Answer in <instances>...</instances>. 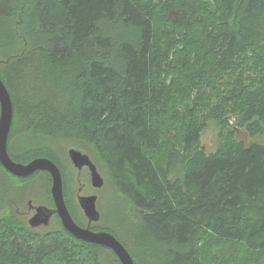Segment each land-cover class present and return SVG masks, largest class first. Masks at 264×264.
<instances>
[{
	"label": "trees",
	"instance_id": "trees-1",
	"mask_svg": "<svg viewBox=\"0 0 264 264\" xmlns=\"http://www.w3.org/2000/svg\"><path fill=\"white\" fill-rule=\"evenodd\" d=\"M0 46L9 155L16 127L102 162L114 190L101 227L135 264H264V144L237 137L264 135V0H0ZM0 177L15 179L1 164ZM5 205L0 264H120Z\"/></svg>",
	"mask_w": 264,
	"mask_h": 264
},
{
	"label": "water",
	"instance_id": "water-1",
	"mask_svg": "<svg viewBox=\"0 0 264 264\" xmlns=\"http://www.w3.org/2000/svg\"><path fill=\"white\" fill-rule=\"evenodd\" d=\"M13 119V102L4 81L0 77V164L10 173L17 177H27L36 171H47L51 176L50 194L54 207L40 205L36 207V212L29 218V225L36 227L41 224L47 225L52 214L58 215L62 227L75 238L104 246L110 249L120 264H135L130 252L125 245L110 231H93L90 228L91 221H98L100 215L96 209V195H79L78 202L88 218L85 227L78 225L72 218L63 194V180L59 167L54 161L45 156H38L27 162L14 160L8 153V136ZM71 163L78 169L86 165L91 174V183L95 187H101L104 179L99 173L95 163L88 154L75 148L68 150Z\"/></svg>",
	"mask_w": 264,
	"mask_h": 264
},
{
	"label": "rangeland",
	"instance_id": "rangeland-1",
	"mask_svg": "<svg viewBox=\"0 0 264 264\" xmlns=\"http://www.w3.org/2000/svg\"><path fill=\"white\" fill-rule=\"evenodd\" d=\"M110 32L123 39L129 38L132 35L129 30L121 29L118 26L111 27ZM8 50L10 49L0 46V58L3 57V53ZM18 129L19 128L16 127L12 128L11 140V145L16 146L15 150H21L20 155L19 157H17V159L20 162H27L34 157L45 156L54 161L59 167L63 177V194L65 197L66 205L69 208L72 216L76 220L78 218H81L78 209H76L77 203L75 204V201L73 199V197L75 198V193H73V187L78 186V184H81L84 187L87 186L86 188H88L89 182H87L85 176L86 174L84 173V171H82L81 174H78L69 159L68 150L70 148H75V146H70L66 142L57 141L56 143L60 144V148H63L57 151L53 144L51 145L44 141L40 142L37 140L34 141L31 145H29L27 144V142H24V137L23 135H21ZM216 134L217 128L214 123H209L208 126L201 133V144L207 153L213 152L216 148ZM237 137L239 139H244L247 142L254 140L264 144V135L260 137L250 138L243 131H238ZM51 146H53V148H51ZM98 162L99 166L96 165V167L99 173L102 175L104 179V185L106 186V189L104 188L105 186L103 187L105 190L103 189L101 197H99L100 199L98 200L99 208L102 212L103 219L101 223H103L104 225V223L106 224L110 220V212L112 209L110 202L112 200V197L109 198V196H111V194L109 193L112 192L114 189L110 184L111 180L109 178L108 170L102 162ZM7 179L0 177V201H4L6 204V208H9L10 211L14 212L17 207L19 208V210H23L24 208H26V201L28 198H32L35 202L45 203V198L43 196H37L40 193L36 194L33 192L35 190L34 188H37L36 190H39L40 192L42 191V188L44 190L46 184V176L44 174H34L33 176L25 178L18 177L14 180H11L7 177ZM48 182L50 185V181ZM85 190L87 191V189ZM46 197L50 198L49 192L48 195L46 194ZM49 200H51V198Z\"/></svg>",
	"mask_w": 264,
	"mask_h": 264
},
{
	"label": "flooded vegetation",
	"instance_id": "flooded-vegetation-1",
	"mask_svg": "<svg viewBox=\"0 0 264 264\" xmlns=\"http://www.w3.org/2000/svg\"><path fill=\"white\" fill-rule=\"evenodd\" d=\"M76 149V148H75ZM78 150V149H77ZM81 151V150H80ZM82 152V151H81ZM84 153V152H83ZM73 165V164H72ZM2 166V165H1ZM3 167V166H2ZM73 167L75 168V170L77 171L78 174H81L82 171H84V173L86 174V179H87V182L88 183V188L84 187L83 185L81 184H78V186H74L73 187V193H75V198L73 197L74 201H75V204L77 203V208L78 209V212H79V215L81 218H78L77 220L72 216L69 208V212L72 216V218L74 219V221L82 226V227H85L87 226L88 224V218L84 215L80 205H79V202H78V196L79 195H85V196H89V195H96L97 196V200H96V209L98 210L99 212V219L98 221H91L90 223V228L93 230V231H100V230H105V228H102L101 227V221H102V212L99 208V197H101V193L103 192V189L105 188L106 189V186L103 184L101 187H95L92 185L91 183V174H90V171L88 169V167L86 165H84L81 169H78L76 168L74 165ZM4 168V167H3ZM5 169V168H4ZM6 170V169H5ZM7 171V170H6ZM8 172V171H7ZM9 174H11L12 176H14L15 178H18L17 176L13 175L12 173L8 172ZM34 174H44L46 176V184H45V187H44V190L42 188V191L40 192L39 190H36L37 188H34L35 190L33 191L34 193L36 194H39L37 196H43L45 198V203H40V202H35L32 198H28L27 201H26V208H24L23 210H19V208L17 207L16 208V213H18L22 219L25 221L26 225L33 230L34 233H48L46 231H49L51 230L52 226L57 223V221H60L58 215L56 214H52L47 225H44V224H41L39 226H36V227H31L28 223L29 221V218L35 214L36 212V207L37 206H40V205H44V206H47L48 208L52 209L54 207V204H53V200H52V197H51V194H50V186H51V176L50 174L45 171V170H42V171H36L35 173L31 174L30 176H33ZM30 176H27V177H30ZM102 176V175H101ZM19 178H25V177H19ZM49 179V180H48ZM50 181V185H49V182ZM90 184V185H89ZM105 186V187H104ZM104 187V188H103ZM49 189V190H48ZM87 189V191L85 190ZM104 189V190H105ZM33 190V189H31ZM48 192L50 194V198L51 200H49L50 198H47L46 197V194L48 195ZM64 200H65V197H64ZM66 203V202H65ZM98 204V205H97Z\"/></svg>",
	"mask_w": 264,
	"mask_h": 264
}]
</instances>
